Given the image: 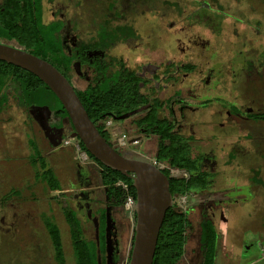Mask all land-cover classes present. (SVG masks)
I'll return each mask as SVG.
<instances>
[{
    "label": "flooded vegetation",
    "instance_id": "obj_1",
    "mask_svg": "<svg viewBox=\"0 0 264 264\" xmlns=\"http://www.w3.org/2000/svg\"><path fill=\"white\" fill-rule=\"evenodd\" d=\"M71 3L72 6L59 0H40L39 3L42 23L47 24L50 21L60 23L56 32L60 48L71 59L65 77L73 87H77L72 78L73 74L83 79L86 84L93 79L102 61L111 62L108 72H113L120 67L134 71L138 93L145 99L137 106L145 104L146 107L124 119L116 120L121 121L123 130L121 135L125 140V147L122 148L124 153L119 151L125 156L137 158L132 156V152H145L148 147L146 144L150 142L153 149L152 158H139L154 163L163 173L170 171L172 177L185 179H188L193 171L206 174L205 187L192 188L181 195L171 194L172 202L176 197L191 192L207 191L215 194V198L197 199V202L192 204L195 212L189 213L190 231L193 237L200 220L206 217L215 224L221 235L218 227L220 221L222 220L221 223L227 228L228 216L236 215L237 219L235 208L252 205L259 193L258 185L251 178L254 131L243 130L240 122H255L256 119L260 121L261 119L256 118L255 115L263 112L264 101L246 97L245 93L237 88L246 75L245 59L249 56V50L254 48L253 31L251 30L253 35L248 41L249 38L244 39L246 32L243 29V31L240 30L242 27H239V21L233 22V25H236H232L234 28L230 30L232 36H230L229 45L220 46L221 43L214 40L210 31L205 30L207 35L193 31L192 27L196 25L197 18L189 16L185 8L181 13L167 5L170 18H167L166 27L160 34L154 33V30L157 31L154 27L150 31L158 38H162L161 48H154V55L158 59H144L140 51L132 56H117L109 53V48L104 49L96 45L95 27L85 32V36L81 35L78 27L80 22L79 15L77 17L78 10L76 12L74 9L78 7L79 0H71ZM174 13L181 19L177 26L175 19L171 18ZM136 17V14L128 16V22L134 28L136 36L128 37L123 41L140 38ZM112 21L114 24L120 22L115 19ZM238 27L240 29H235ZM168 32L171 35L178 32L184 40L180 41L177 47L178 52L175 54L171 53L166 46L169 39ZM239 35L243 38L239 39ZM236 39L241 41L235 42ZM250 41L251 45L248 43ZM0 42L25 49L14 39L0 37ZM237 43L239 47H236ZM253 56L252 54L251 58ZM187 65L190 66L189 69L186 68ZM60 71L62 72L61 69ZM10 90L11 85L8 84L7 99L3 107L7 109L13 103L14 109L27 111L29 116L39 124L42 136L48 142L58 140L61 134L62 144L64 135L67 134V124L62 122L65 117L60 118L51 114L50 118H47L49 127L44 122V111H30V103H26L24 98L22 102ZM245 98L249 100L245 101ZM151 108L156 110L158 118L168 121L171 126L169 133L179 136L187 145L183 165H173L172 156L168 154L165 157H158L168 141L161 138L160 133L156 132V127L147 129L143 125H137L138 119L144 117ZM108 120L112 122L113 119L110 117ZM61 126L63 130L58 129ZM92 162L94 161L91 160L89 163ZM97 166L100 172V167ZM76 173V183L67 197L66 205L79 219L88 224L91 234L93 227L98 226L99 241L103 244L102 253H100L101 264H126L132 242L134 215L132 219L130 215L125 214L124 203L119 204L116 198H109L106 195V188L100 180H96L93 169L80 167L76 169ZM128 211L133 214V210ZM127 230L130 231L128 235H126ZM82 232L86 234L85 230Z\"/></svg>",
    "mask_w": 264,
    "mask_h": 264
},
{
    "label": "trees",
    "instance_id": "obj_2",
    "mask_svg": "<svg viewBox=\"0 0 264 264\" xmlns=\"http://www.w3.org/2000/svg\"><path fill=\"white\" fill-rule=\"evenodd\" d=\"M39 3L40 0H2L0 2V37L16 40L29 52L47 60L59 70L61 69L65 75L71 59L60 48L56 33L60 23L58 21H50L47 24L42 23ZM127 25V23L122 22L114 24L109 19L106 22L105 17L104 23L95 28L96 45L108 49L116 42L136 36L134 28ZM110 65L111 62L102 61L97 67L93 79L86 82L83 88L74 87V90L89 118L96 124L100 134L112 144L109 130L104 127L103 121L110 119V113L118 115L136 107L145 99L144 96L138 93L137 78L133 70L120 67L113 72H108ZM186 68L189 69L190 66L187 65ZM8 84L11 85L10 91H13V95L18 96L22 102L24 98L26 103H36V98L43 97V103L50 107L55 116L60 118L66 116V111L59 100L38 76L20 66L0 59V109L7 99L6 86ZM255 116L264 119V113ZM136 123L145 126L147 129L156 127V132L160 133L161 138L168 141L158 157H165L168 154L172 156L173 165H183L187 145L182 142L179 136L169 133L170 124L168 121L158 118L154 108L149 109L147 114L138 119ZM68 129L71 130L69 122ZM77 141L80 147L84 149L81 141L79 139ZM31 146L35 154H38L37 145L34 141L31 142ZM87 155L99 165L100 181L105 186L106 195L109 198H116L119 204H123L127 196L134 199L135 190L128 176L105 166L88 152ZM251 171L252 176L257 179L256 184L259 193L256 199L262 201L257 209L261 211L264 204L262 164L252 167ZM50 173L52 172L47 167L42 172L41 178L51 182L52 189L60 188L57 182L54 181L53 174ZM164 173L169 177V191L172 195L185 194L192 188H203L207 183L206 174L204 175L201 172L193 171L188 179L172 177L170 171ZM256 199L253 203L258 202ZM193 206L191 204L186 210H183L172 202L166 209L158 232L152 264H183L186 248L191 247L192 249L196 246L202 252L201 264H213L216 239L219 235L218 230L210 219L203 217L192 237L189 213L195 212ZM74 215L71 209L65 210L64 216L69 228L74 264H97L95 240L82 234L78 220ZM47 231L53 248L54 259L57 264H65L59 228L48 220ZM254 246H256V242L252 245V248ZM257 264H264V260L259 261Z\"/></svg>",
    "mask_w": 264,
    "mask_h": 264
},
{
    "label": "rangeland",
    "instance_id": "obj_3",
    "mask_svg": "<svg viewBox=\"0 0 264 264\" xmlns=\"http://www.w3.org/2000/svg\"><path fill=\"white\" fill-rule=\"evenodd\" d=\"M62 2L69 4V6H72L71 0H59ZM75 1V0H74ZM167 5L173 7L175 11H181L185 8L188 11L189 16L196 17L197 23L192 28L194 29V32H198L201 34H206L205 30L210 31V33L213 34L214 40L216 39L221 44L220 46H226L229 45V39L230 36H232L231 29L234 28L233 22L239 21L238 24L239 27H242L241 29L244 30L245 38L248 41L250 40V36L254 33V48L249 50V56L246 58V65H245V77L241 80L240 84L237 85L238 89H241L246 97L250 96L252 99L254 98L256 101H264V0H79V4L77 8H74L77 12V17L79 15V30L81 32L82 36H85V32L90 31L93 27H99L104 23V18L116 21L120 20L122 23H127L128 27H131L130 23L128 22V16L130 14H136L138 20V27L137 30L140 31V38L134 39V40H128V41H121L115 43L113 46H111L108 49V52L111 54H115L117 56H132L133 54L140 51L141 56L144 59L149 60H157L158 57L154 55V48H161L162 46V38H158L156 34H160L164 28L167 25V18H170L168 16V7ZM222 5V6H221ZM222 10V12H220ZM170 14V13H169ZM73 16H74V10H73ZM177 15L174 13L173 17L171 18L175 19V24L180 22L181 19L180 16L176 17ZM179 19V20H178ZM245 21V22H243ZM233 25V26H232ZM156 29L153 32L151 31V28ZM177 28V27H176ZM255 31H254V30ZM242 30V31H243ZM253 31V33L251 32ZM149 33V34H148ZM209 33V32H208ZM84 34V35H83ZM148 34V35H147ZM169 34V39H167L168 42H166V46L168 47V50L175 54L178 52V46L181 43L180 41H184L181 37V35L176 32L173 35ZM207 35V34H206ZM147 36V37H146ZM239 39L243 38V36L239 35ZM163 39V40H166ZM239 39H236L235 42L241 41ZM161 40V41H160ZM165 42V41H164ZM249 45L252 43L251 41L248 42ZM258 44V45H256ZM236 47H239L238 43ZM150 52V53H149ZM256 56V58H251V55ZM132 59H134L132 57ZM239 63V61H238ZM260 64V65H258ZM73 80L75 81L78 88H83L85 85V82L81 78H77L74 74L72 75ZM249 100V98L244 99ZM36 105H45L43 103V97L36 98ZM255 101V102H256ZM264 113V107H262ZM16 110V109H15ZM9 110L6 114L12 118V124H15V130L20 131H26L28 132L27 137L32 142L31 136H33L36 140L35 143H39L41 146L47 145L46 140L42 136L41 129L39 128V125L34 122L31 128H29L26 123L19 124L18 121L21 119L16 116L17 112ZM17 111V110H16ZM19 119V120H18ZM261 120H257L255 122L249 121L247 122H240L241 128L243 130H251L254 131L255 136V142L252 149V158L254 159L252 162V167H255L256 165L262 164V171L261 175L264 178V149H262V146H264V119L260 118ZM105 121V120H104ZM103 121V122H104ZM253 123V124H252ZM117 124V123H116ZM24 125V126H22ZM114 135H112V132L110 133L111 141L115 144L113 145L116 150H120L122 153L125 146H118V139L117 137L121 136V134L117 133L115 130H113ZM35 135V136H34ZM66 138V137H65ZM131 145V144H130ZM147 149L143 153H137L132 152V156L139 157H147L152 158L153 156V149L150 142L148 144ZM70 146V145H69ZM132 146V145H131ZM260 147V148H259ZM259 150V151H258ZM59 157L57 165L55 161L51 159V161L57 166L55 167L57 169V175L58 177H55L54 173H56L54 167L50 169V171L53 174L55 180L51 177L55 182H57L58 187H64L65 189H69V186L72 187L75 186L76 179H75V161L72 158V153L70 151V147H62L59 150ZM74 151V150H73ZM15 153H18L15 151ZM126 153V152H125ZM262 154V155H261ZM42 153H40V158L42 157ZM74 156L76 157V153L74 151ZM243 159V158H242ZM77 160V157L76 159ZM9 165L13 166L15 169H18L22 162V158H19L17 155H14V157H11L9 159H6ZM77 162L80 165H83L84 163L77 160ZM91 167H83L85 169H93L95 171L96 180L99 181V168L95 164V162H92ZM251 164V162L249 163ZM54 171V172H53ZM253 177V178H252ZM252 181H255L257 179L252 176ZM16 184L19 183L18 176L16 175ZM24 180H26L23 177ZM50 179V178H49ZM27 181V180H26ZM47 188L43 187V190L36 193H41L45 195L48 193L49 184L51 182H48L46 180ZM45 184V183H44ZM51 185V184H50ZM17 186V185H16ZM45 186V185H43ZM101 186V185H100ZM67 187V188H66ZM34 190L33 187L31 189ZM73 190H69L66 192H63V201L64 197H69V194ZM60 194V193H59ZM102 194V193H101ZM215 194L209 193V192H202V193H196L191 192L187 195L176 197L174 199V202L179 208L186 209L189 204H194L197 202V199H206L208 197H214ZM226 197V196H225ZM262 199V198H260ZM258 201V199H256ZM259 202V204H258ZM256 203H253L252 205H247L242 208L236 207L235 211L241 212L245 210H253L251 213L254 215L253 219L249 220L250 224L249 226L251 229L256 231L260 236H258L257 240L253 236V234H249L248 237H254L255 241L258 242L256 246L252 248V252L256 251L257 253H262L264 251V204H263V210L261 208V211H259L257 208L262 203V201H258ZM62 207L65 206V202H62ZM252 206V207H251ZM42 207V206H41ZM251 207V208H250ZM47 210V206L45 205V208L42 211ZM126 211V212H125ZM125 214H128L133 219V214L129 213L128 210L124 209ZM193 213V212H192ZM41 218H46L47 215H40ZM228 227L226 228L225 225H223L220 221V225H218L219 230L225 232V246L228 248L234 250L233 245L231 244V234L234 230L238 229V227H242L240 223L243 222V220H240L239 218L236 219V215H230L228 216ZM53 221V220H52ZM56 225H58V228L60 230V238H61V245H62V252L65 262L67 264H73V253H72V247L69 239V233H68V225L65 224V220L60 218L56 222H54ZM239 224V226H238ZM221 228V229H220ZM102 230V227H101ZM245 231L247 229H244ZM238 231V230H237ZM236 231V232H237ZM103 232V230H102ZM191 232V231H190ZM90 237V236H89ZM42 240V239H41ZM44 240L41 241V245L45 246L46 253L48 256V261L46 263H49L51 259V254L53 252V248L50 243V240L44 235ZM261 241V242H260ZM248 246V245H247ZM39 245L33 241V239L29 238L27 239L25 235V239H23L21 236H19L17 239H15V243H11L9 247L1 248L0 249V264H26V260L30 259L28 261V264H40V262L45 260V256L40 254ZM260 247H262L263 251H260ZM37 259V260H35ZM24 261V262H23Z\"/></svg>",
    "mask_w": 264,
    "mask_h": 264
},
{
    "label": "crops",
    "instance_id": "obj_4",
    "mask_svg": "<svg viewBox=\"0 0 264 264\" xmlns=\"http://www.w3.org/2000/svg\"><path fill=\"white\" fill-rule=\"evenodd\" d=\"M121 42V41H119ZM123 42V41H122ZM22 103V102H21ZM31 104V103H30ZM13 105L7 109L2 107L0 109V249L9 247L11 243H15V239L21 236L25 239V235L29 240L30 236L39 245L40 254L45 256V260L40 262V264H57L54 259L53 252L51 254V259L49 263L48 256L46 253L47 245H41V241L44 240V235L48 238L47 231V221L56 222L60 218L65 220V210L69 207L65 204L62 207L63 203L68 202V199L64 197L63 192L72 190L73 187L70 185L69 189H65L64 187H60L58 189H52L49 184L48 193L45 195L40 192L43 190V187L47 188L46 180L42 179V172L46 170V168L54 167L56 173H54L55 177L57 175V167L52 161L58 163L59 150L62 147H70V151L72 153V158L75 161V179H76V169L80 167H91L93 164H83L80 165L74 156L73 148L69 145H62L61 142L58 146H54L52 143H55L57 140H53L52 143L48 142V140L43 136L46 140V147L41 146L39 143L37 145V153L35 154L34 149L31 146L30 140L27 137L28 132L15 130L16 125L12 124V121L9 114L6 113L9 110L14 111ZM30 107V106H29ZM17 110V109H16ZM16 116L21 120L18 121L19 124H24L31 128L34 124L33 118H31L27 111H19L17 110ZM30 111L31 110L30 107ZM9 113V112H8ZM51 114L54 115L51 111ZM50 114V115H51ZM55 116V115H54ZM58 117V116H57ZM50 118V117H49ZM63 119V118H62ZM66 119V118H65ZM63 119L62 122L67 124L66 133L70 132L68 129V121L67 119ZM19 120V119H18ZM37 123V122H36ZM48 123V121H47ZM117 123V124H116ZM38 124V123H37ZM49 124V123H48ZM39 125V124H38ZM24 126V125H22ZM40 128V127H39ZM108 130H115L117 133L121 134L123 132L121 128V121L112 120L111 125L107 126ZM69 130V132H67ZM35 136V135H34ZM32 141L35 142V138L31 136ZM51 145H50V144ZM17 151L18 153H15ZM40 153H42V157L40 158ZM17 155L19 158H22V164L18 169H15L13 166L9 165L6 159L14 157ZM43 164V165H42ZM45 165V166H44ZM59 165V164H57ZM54 172V171H53ZM16 175L18 176L19 183L16 184ZM23 177L27 180H24ZM100 180V175H99ZM45 183V184H44ZM17 185V186H16ZM45 185V186H43ZM33 187V191L31 190ZM60 193V194H59ZM264 197V195H263ZM264 199V198H263ZM47 206V210L42 211ZM42 206V207H41ZM70 209V208H69ZM73 211V210H72ZM253 210H245L244 212H237V218L243 220L242 227L238 224V229L234 230L230 236L231 244L234 247V250L228 248L224 244L225 240V232L221 231V235L218 231V236L216 239L215 253L213 264H257L259 261L264 260V251L262 247H260V251L262 253H257L256 251L251 252L252 245L256 242L258 236H260L256 231L249 226L250 219L252 220L254 215L251 213ZM75 214V212L73 211ZM40 215H47L46 218H41ZM74 217L78 220L79 227L81 232L83 230L86 231V234L82 232L85 237L91 239L93 236L96 243V226L93 227V233L91 234L88 229V224L84 223L81 219L77 217L75 214ZM53 220V221H52ZM55 224V223H54ZM65 224H67L65 220ZM56 225V224H55ZM58 227V225H56ZM83 229V230H82ZM244 229H247L246 231ZM238 230V231H237ZM237 231V232H236ZM69 233V228H68ZM130 233L129 230L126 231V235ZM253 234L255 237H248V235ZM70 235V234H69ZM90 236V237H89ZM195 238V235H194ZM42 239V240H41ZM70 239V236H69ZM259 242V241H258ZM256 242V245L257 243ZM261 242V241H260ZM47 244H50L47 242ZM96 245V244H95ZM101 248H103L102 242L99 241V228H98V245H96V258L97 254L100 261V253H102ZM248 245V247H247ZM98 248V250H97ZM251 252V253H250ZM73 253V252H72ZM197 254V256H196ZM27 259L25 262L28 264ZM37 260V259H35ZM66 261V260H65ZM24 262V261H23ZM202 262V252L199 250V247L186 248V252L184 253V262L183 264H201ZM65 264H67L65 262ZM74 264V257H73ZM98 264V262H97Z\"/></svg>",
    "mask_w": 264,
    "mask_h": 264
},
{
    "label": "water",
    "instance_id": "obj_5",
    "mask_svg": "<svg viewBox=\"0 0 264 264\" xmlns=\"http://www.w3.org/2000/svg\"><path fill=\"white\" fill-rule=\"evenodd\" d=\"M0 59L32 72L50 88L66 111L65 118L71 124L70 132L64 136L76 137L96 160L131 179L135 190L132 206L134 225L126 264H152L158 232L165 211L172 203L168 176L149 160L128 157L116 150L89 118L73 85L52 63L25 49L2 42H0ZM29 105L31 110L45 112L44 122L50 127L47 123V118L51 114L50 107L47 104ZM145 107L146 105L143 104L118 115L111 113L109 115L113 120H120ZM58 129L63 130V127ZM61 138L60 134L58 140L52 144L58 146ZM95 238L98 245V226H96ZM97 262L100 264L98 254Z\"/></svg>",
    "mask_w": 264,
    "mask_h": 264
},
{
    "label": "built area",
    "instance_id": "obj_6",
    "mask_svg": "<svg viewBox=\"0 0 264 264\" xmlns=\"http://www.w3.org/2000/svg\"><path fill=\"white\" fill-rule=\"evenodd\" d=\"M103 124H104V127L106 128L107 126L111 125V121L107 119V120H105L103 122ZM110 131L112 132V135H114V133H113L114 131L109 130V133H111ZM117 139H118V144H117L118 146L119 145L120 146L125 145V140H124V136L123 135L117 137ZM62 144L63 145H70L73 148V150L75 151V153H76L77 160H79L80 162L89 163L91 161V159L87 155V152L80 147L76 137L67 136L62 141ZM133 203H134V199L131 196H127L125 201H124L125 209L131 211Z\"/></svg>",
    "mask_w": 264,
    "mask_h": 264
},
{
    "label": "clouds",
    "instance_id": "obj_7",
    "mask_svg": "<svg viewBox=\"0 0 264 264\" xmlns=\"http://www.w3.org/2000/svg\"><path fill=\"white\" fill-rule=\"evenodd\" d=\"M65 137H67V136H65Z\"/></svg>",
    "mask_w": 264,
    "mask_h": 264
}]
</instances>
